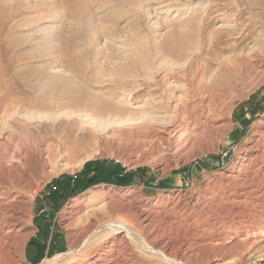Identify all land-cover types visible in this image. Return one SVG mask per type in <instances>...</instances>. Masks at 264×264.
Masks as SVG:
<instances>
[{
  "label": "rangeland",
  "instance_id": "1",
  "mask_svg": "<svg viewBox=\"0 0 264 264\" xmlns=\"http://www.w3.org/2000/svg\"><path fill=\"white\" fill-rule=\"evenodd\" d=\"M261 3L0 0V264H264Z\"/></svg>",
  "mask_w": 264,
  "mask_h": 264
},
{
  "label": "bare ground",
  "instance_id": "2",
  "mask_svg": "<svg viewBox=\"0 0 264 264\" xmlns=\"http://www.w3.org/2000/svg\"><path fill=\"white\" fill-rule=\"evenodd\" d=\"M261 7H260V10H264V4L263 3H261ZM234 69V68H233ZM183 87V86H182ZM186 94V93H185ZM176 99V98H175ZM174 100V99H173ZM172 102V101H171ZM176 107H177V105H175ZM167 107V106H166ZM165 107V108H166ZM157 108H159V109H161L162 108V105H157ZM178 109H179V111H180V108H181V104L180 105H178V107H177ZM184 113V112H183ZM194 113V112H193ZM189 115V114H188ZM181 116V115H180ZM182 118V117H181ZM188 118V117H187ZM193 118V117H192ZM200 118V117H199ZM203 122V121H202ZM207 125V124H206ZM185 126V120L183 121V119H180V117H179V113L177 114H173V117H172V120H171V122H169L167 125H166V127H164V128H167V130L169 131L168 132V134L169 133H171L172 135V137H174V138H176V137H178V135H179V133H180V131H181V129H182V127H184ZM200 126V125H199ZM214 128V127H213ZM197 130V129H196ZM189 132V131H188ZM188 132H185V133H188ZM196 132V131H195ZM198 132V131H197ZM199 133V132H198ZM192 134V133H191ZM191 134L189 133V139H188V143H192V140H193V137L191 136ZM196 134V133H195ZM203 134V133H202ZM200 135V134H199ZM198 135V136H199ZM170 136V137H171ZM73 137H75V136H73ZM69 138V137H68ZM82 138V137H81ZM203 138V137H202ZM71 139V138H70ZM74 139V138H73ZM186 139V138H185ZM68 140V139H67ZM84 141V140H83ZM185 141V140H184ZM72 142V141H71ZM85 142V141H84ZM174 142V141H173ZM70 143V142H69ZM69 143H68V145H69ZM71 144V143H70ZM176 144V143H175ZM186 143H184V145H185ZM77 146V145H76ZM81 147H83L82 145H81ZM184 147V146H183ZM261 147V146H260ZM259 148V147H258ZM68 149V148H67ZM66 149V150H67ZM180 149V148H179ZM257 149V148H256ZM262 149V148H261ZM264 149V148H263ZM76 150H77V148H76ZM76 150H75V152H76ZM79 150H80V148H79ZM255 150V149H254ZM67 151H70V149L69 150H67ZM78 151V150H77ZM72 152H73V150H72ZM70 153V152H69ZM260 154L262 155V154H264V150H262L261 152L259 151V155L258 156H260ZM71 156V155H70ZM73 156V155H72ZM264 156V155H263ZM259 159V158H258ZM264 159V158H263ZM230 175V174H229ZM247 180V179H246ZM254 183V182H253ZM256 186V185H255ZM258 193L260 194V195H258V199L260 198V199H262V203H264V184H262V185H259V187H258ZM248 197V196H247ZM254 198V197H253ZM239 200V199H238ZM242 202H245V200L244 201H241V203ZM4 204V203H3ZM1 205V204H0ZM3 205H1V207H2ZM125 206V205H124ZM0 207V208H1ZM7 208L9 207L8 205L6 206ZM6 207H4V208H6ZM11 207V206H10ZM9 207V208H10ZM13 207V206H12ZM240 207V206H239ZM3 208V207H2ZM20 208V207H19ZM17 209V210H15V208L13 209L14 210V214H15V218L11 221V222H9V224H8V226H7V229H8V231H6V232H4V233H2V234H0V246L3 244L4 246L6 245V237H8L10 234H12L13 232H14V230H15V228H17V227H19L17 230H16V232L17 231H19V229H20V227L22 226V223H23V221H22V216H23V214H22V212L20 211V209ZM235 208H231V209H229L230 211L229 212H231V211H233ZM263 210V209H262ZM12 211V210H11ZM171 211V210H170ZM134 212V211H133ZM209 212V211H208ZM257 212V211H256ZM262 212V211H261ZM156 213V212H155ZM155 213L152 211V210H149V209H140V217L147 223L146 225H152V224H155L154 223V221H155ZM161 213V212H160ZM238 213V212H237ZM240 213V212H239ZM201 214V213H200ZM25 215V214H24ZM156 215H157V213H156ZM160 215V214H159ZM27 216V215H26ZM163 216H164V219H167V222L169 221L171 224L170 225H173V224H175L176 223V216H175V214H172V213H170V212H164L163 213ZM11 218V217H10ZM163 219V218H162ZM161 219V220H162ZM160 220V221H161ZM1 222V225L2 224H4L2 221H0ZM167 222H165V223H167ZM181 222V221H180ZM25 223V222H24ZM5 225V224H4ZM157 225V224H156ZM6 226V225H5ZM154 226V225H153ZM180 226V225H179ZM178 226V227H179ZM183 226V225H182ZM111 227H113L112 225H111ZM172 227V226H171ZM174 227V226H173ZM177 227V226H176ZM181 227V226H180ZM117 228V227H116ZM118 228H120V227H118ZM3 229H4V227H3ZM159 229V228H158ZM180 230V229H179ZM128 231V230H127ZM196 231V230H195ZM3 232V231H2ZM122 232V231H121ZM17 234V233H16ZM192 234V233H191ZM206 234V233H205ZM150 235H151V237H152V241H154L155 243L156 242H158L159 243V245H160V247L161 248H164V249H172V247L174 246V240L171 238V237H169V236H164L163 234H160L159 233V231H157V230H154V228H152V230L150 231ZM202 235V234H201ZM203 236V235H202ZM202 236H200L198 233L197 234H194L193 233V235H192V237L196 240V241H198V240H200L201 239V237ZM189 237H190V235H189ZM191 238V237H190ZM14 241V240H13ZM12 241V242H13ZM202 241V240H201ZM86 242V241H85ZM203 242V241H202ZM190 244V243H189ZM10 246V245H9ZM122 245H119V247L118 248H120ZM146 247H148V246H146ZM200 247V246H199ZM2 248V247H1ZM149 248H151V247H149ZM148 248V249H149ZM115 249H117V248H115ZM115 249H112V250H110V253H112V252H114L115 251ZM119 250V249H118ZM149 250H151V249H149ZM9 251V250H8ZM11 251V250H10ZM153 251V250H152ZM161 254V253H160ZM114 255V254H113ZM59 256V255H58ZM131 256V255H130ZM54 258H56V257H54ZM54 258H52V259H47V260H45L44 262H43V264H52L53 262H54ZM125 260H127V258L125 259ZM128 260H129V258H128ZM168 260V259H167ZM112 261H114L113 260V257H112V255L111 254H107L106 256H105V258H103L102 259V261H100L99 263L100 264H113L112 263ZM170 261V260H169ZM15 263V262H14ZM115 263V262H114ZM98 264V263H97Z\"/></svg>",
  "mask_w": 264,
  "mask_h": 264
},
{
  "label": "trees",
  "instance_id": "3",
  "mask_svg": "<svg viewBox=\"0 0 264 264\" xmlns=\"http://www.w3.org/2000/svg\"><path fill=\"white\" fill-rule=\"evenodd\" d=\"M103 173V172H102ZM104 174V173H103ZM107 174V173H106ZM121 178H125V176L123 175V173H121ZM75 181V180H74ZM78 182V181H77Z\"/></svg>",
  "mask_w": 264,
  "mask_h": 264
}]
</instances>
